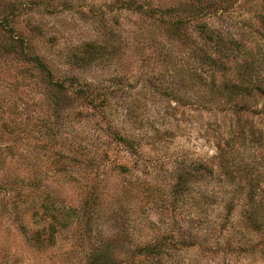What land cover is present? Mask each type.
<instances>
[{
	"label": "rangeland",
	"instance_id": "1",
	"mask_svg": "<svg viewBox=\"0 0 264 264\" xmlns=\"http://www.w3.org/2000/svg\"><path fill=\"white\" fill-rule=\"evenodd\" d=\"M101 261L264 264V0H0V264Z\"/></svg>",
	"mask_w": 264,
	"mask_h": 264
},
{
	"label": "trees",
	"instance_id": "2",
	"mask_svg": "<svg viewBox=\"0 0 264 264\" xmlns=\"http://www.w3.org/2000/svg\"><path fill=\"white\" fill-rule=\"evenodd\" d=\"M35 62H36V64H38V67L40 68H43L42 70L45 72V70H46V66L44 65V63L40 60V58L38 57V56H36L35 58L33 57L32 58ZM249 65H250V63H248V64H246V67H247V69L246 70H244L245 72L243 73V77L244 78H246L247 80H249L250 81V79L252 78V76H253V73H252V71H251V69H250V67H249ZM48 70V69H47ZM48 74H50V71L48 70ZM51 76V75H50ZM249 81H247V83L249 82ZM252 82L250 81L249 83H248V85L249 84H251ZM51 85L53 86V89H54V94H59L60 92H62V91H64V90H67L68 89V86L67 85H65V83H63V82H59V81H57V80H54V81H52L51 82ZM261 86V84L259 83V85H258V87L259 88H261L260 87ZM85 91H74V94L75 95H82V94H85L84 93ZM255 132H253V134H254ZM118 138H121V137H118ZM112 263H114V262H112ZM98 264H111V262L109 261V262H107V261H101V262H98ZM115 264V263H114ZM126 264V263H125ZM136 264H140V263H136Z\"/></svg>",
	"mask_w": 264,
	"mask_h": 264
}]
</instances>
